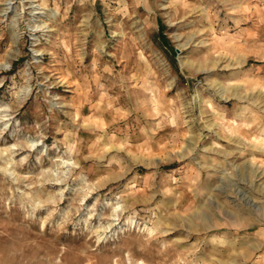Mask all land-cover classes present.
I'll return each instance as SVG.
<instances>
[{"label": "rangeland", "instance_id": "374dc122", "mask_svg": "<svg viewBox=\"0 0 264 264\" xmlns=\"http://www.w3.org/2000/svg\"><path fill=\"white\" fill-rule=\"evenodd\" d=\"M0 264H264V0H0Z\"/></svg>", "mask_w": 264, "mask_h": 264}, {"label": "bare ground", "instance_id": "6f19581e", "mask_svg": "<svg viewBox=\"0 0 264 264\" xmlns=\"http://www.w3.org/2000/svg\"><path fill=\"white\" fill-rule=\"evenodd\" d=\"M3 10H4V12H3V14H4L6 10H5V9H3ZM189 43H190V42L188 41V42H186V43H183L182 45H183V46H186V44H189ZM257 172H258V171H257ZM239 197H240V196H239Z\"/></svg>", "mask_w": 264, "mask_h": 264}]
</instances>
